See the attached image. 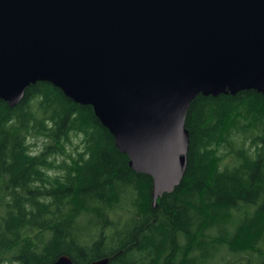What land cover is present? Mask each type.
Here are the masks:
<instances>
[{
    "label": "trees",
    "instance_id": "trees-1",
    "mask_svg": "<svg viewBox=\"0 0 264 264\" xmlns=\"http://www.w3.org/2000/svg\"><path fill=\"white\" fill-rule=\"evenodd\" d=\"M173 193L47 82L0 101V264H264V94L199 96Z\"/></svg>",
    "mask_w": 264,
    "mask_h": 264
},
{
    "label": "water",
    "instance_id": "water-1",
    "mask_svg": "<svg viewBox=\"0 0 264 264\" xmlns=\"http://www.w3.org/2000/svg\"><path fill=\"white\" fill-rule=\"evenodd\" d=\"M38 82L91 106L157 199L186 173L195 99L264 94V0H0V101Z\"/></svg>",
    "mask_w": 264,
    "mask_h": 264
}]
</instances>
